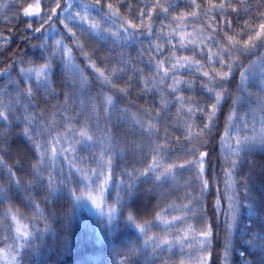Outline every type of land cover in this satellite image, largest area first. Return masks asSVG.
I'll use <instances>...</instances> for the list:
<instances>
[{
  "label": "trees",
  "instance_id": "obj_1",
  "mask_svg": "<svg viewBox=\"0 0 264 264\" xmlns=\"http://www.w3.org/2000/svg\"><path fill=\"white\" fill-rule=\"evenodd\" d=\"M221 2L231 7L223 11L209 7ZM68 3L72 7L61 13L63 23L53 19L51 27L46 23L45 30L33 32L27 24L39 27V19L22 15L23 0H0V110L12 109L8 120L0 119V233L2 238L9 234L6 209L39 225L21 250L19 264H187L180 249L172 251L162 245L154 250L152 243L146 244L147 237L127 221L129 213L137 216L138 223H154L156 213L182 218L173 227L184 232L190 225L194 229L191 236L202 241L205 238L198 233L208 225L207 264H261L264 146L236 153L235 140L259 138L264 127V112L260 110L264 107V48L245 54L232 52L227 93L212 116L213 126L199 138L188 137L190 132H201L215 102L204 87L212 85L195 65L199 61L205 65L203 70H210L207 51L201 49L220 51L209 38L221 29L232 35L228 21L237 33L245 25H258L264 0H240L239 4L236 0H161L169 8L167 13L150 11L155 0H102L103 4L112 3L124 19L149 12L151 19H144L151 30L129 32L122 30L123 21L116 16H103L108 9L96 7L95 0ZM43 8L44 0H40ZM85 9L87 22L72 19L77 13L83 16ZM193 11L198 16L188 15L186 22L174 19ZM92 22L103 31L90 29ZM108 29L119 36L111 35ZM181 35L187 47H180ZM236 38L243 42L246 37L241 34ZM58 40L71 49V58L57 50ZM189 40L196 43L189 44ZM180 57L189 58L193 65L179 70L176 78L188 83H181L173 92L169 87L173 81L162 79L157 65L164 60V67H168ZM45 60L52 64L47 87L38 86L30 74L19 71ZM213 67L227 70L219 64ZM96 68L123 71L110 77V85L99 77ZM246 69L249 79L241 88L240 73ZM29 85L31 96L24 94ZM249 94L256 103L249 102ZM109 95L112 106L104 103ZM237 97L241 102L234 105ZM233 109L239 119H229ZM29 114L31 123L25 120ZM85 123L95 139L76 144L81 138L69 130L80 129ZM26 127L35 130L32 140L21 135ZM53 137H59L58 142ZM35 144L41 147L37 149ZM68 147L73 150H63ZM64 158L73 159L84 169L96 167L99 173L109 174V200L118 193L119 214L113 223L86 212L76 214L70 191L75 188L81 192L84 180L73 167L67 171ZM41 159L43 162L35 167ZM154 159L163 166L183 167H174L161 180L155 178L161 168L141 175ZM233 160L238 163L231 169ZM10 174L21 181L20 187L10 183ZM230 197L239 207L237 222L231 228ZM148 236H152L150 231Z\"/></svg>",
  "mask_w": 264,
  "mask_h": 264
},
{
  "label": "snow or ice",
  "instance_id": "obj_2",
  "mask_svg": "<svg viewBox=\"0 0 264 264\" xmlns=\"http://www.w3.org/2000/svg\"><path fill=\"white\" fill-rule=\"evenodd\" d=\"M236 3L239 4L240 0H236ZM26 5V6H25ZM95 6L96 7H101L104 8L106 7L108 9V11L103 12L102 15L103 16H107V17H111V16H116L118 19L122 20V30L124 32H129L130 29L132 30H136L139 31L141 28L150 31L151 30V24L150 23H145V17H147L149 20L151 19L149 12H144L141 11L136 17H134L133 19H124L123 16L121 15V13L119 12L118 9L114 8L112 3H106L103 4L102 0H95ZM72 7L71 4L68 3V0H44V8L40 9V0H35V3H28V0H23V4L21 5V13L23 16L25 17H37L39 19V27H35L33 28L32 23H28L27 24V28L31 29L33 32H41L44 29V25L46 23L49 24V27H51V24L49 23L50 21H52L53 19H55L57 22L63 23V21L60 20V15L63 11H65L66 9ZM210 8L215 9V8H219L221 9V11H223L225 8H229L231 7V4L227 3V2H221L218 5L217 4H211L209 5ZM163 11L165 13H167L169 11L168 7H165L162 3L161 0H155V4L150 6V11L151 12H156L157 10ZM232 11H237L236 8H232ZM188 15H191V17L195 18L198 16V13L196 11L191 12L190 14H184L181 16H177L176 18H174L175 20L179 21H187V17ZM79 18L81 20L82 23H85L89 20V17L87 15V9H85V14L82 16L80 13H77L76 16L72 17V19H77ZM134 20L138 21V23L134 22ZM89 28L92 30H100L103 31V29L100 28V25L96 22H92L89 25ZM185 26L186 23H185ZM64 27L67 29L68 25L64 24ZM210 27V26H209ZM227 28L230 29L232 31V35H229L228 32L224 29H221L219 33H217L215 36L210 37L209 39L212 41V43H214L219 49L220 51L217 53H213L211 52L210 49H201V51H207V67L210 70H203L205 68V65L200 64L199 61H195V65L197 67L198 70H201L202 75L204 77L208 78V82L209 84H211V87H208L206 85H204V87H206V90L212 94V96L214 97L215 102L211 105V111L209 112L208 116H209V120L208 122H206L203 126V129H201V132H196V133H192L190 132L189 134V139L192 138L193 135H195L197 138H199V136L201 135V133L204 130H210L211 127L213 126L211 123V119L212 116L215 115V112L219 110V105L221 104V101L223 100V97L225 95V93H227V85H226V81H228L231 77V72H232V68H231V63L233 62L232 59V52H239L240 54H245L247 52H251L253 49L257 48V47H262L264 48V13H261V22L256 25V26H250V25H245L242 29H241V33H237L235 32L234 29H231V22L228 21L227 22ZM69 31H71L69 29ZM107 31H109V33L111 35H116L119 36V33H112L111 29H108ZM174 32L176 31L175 29L173 30ZM134 34V33H133ZM179 34V33H178ZM241 34H244V36L246 37L243 42H241L240 39H237L236 37L240 36ZM73 36H75V33H72ZM6 42V41H5ZM196 41L195 40H189V44H195ZM57 50L60 51L61 53L67 52L69 58H71V49H67L62 41H57ZM79 47H83V45L78 44ZM180 47L184 48L187 47V45L184 43V37L181 35V40H180ZM157 51H162L159 47H157L156 49ZM225 55L228 56V59L225 60ZM164 60L160 61V64L157 65L158 68V72L162 74V79L164 77H168L170 78L173 83L171 85H169V87H171L173 92L177 91V86L180 85L181 83H188L186 81H181L179 79L176 78L177 73L179 72V70L181 68H190L193 65V61L190 60L187 57H180V58H176V62L175 63H170L168 65V67H164ZM214 64H219L220 67L222 69L226 68V71H217L213 65ZM96 72L99 74V77L103 79V81L105 83H108L110 85L113 84L112 79H110L111 76H114L116 74L117 71H123V69H107V70H102L100 68H96L95 69ZM21 74H25L28 75L30 74L29 78L33 79L36 84L38 86H48V80H49V76L51 75L52 72V64L50 63V61L45 60L42 63H38V64H33L30 67L24 68L21 67L19 69ZM106 71L108 73V75H106ZM241 76V88L244 85V82L247 81L249 79V70L246 69L244 72L240 73ZM119 91H124L123 89H120ZM246 91V89H245ZM261 91H264V89H261ZM27 96H31L32 95V91H31V86L29 85L27 88V91L24 93ZM178 99H182V98H178ZM241 102V98L237 97L234 101L233 104H237ZM249 102L250 103H256V100H253L251 98V94H249ZM104 103L112 106L113 105V98L112 96H105L104 97ZM0 108H2V106H0ZM262 112H264V107H261L260 109ZM189 112H192V109L188 110ZM197 111H202V109H197ZM9 115H12V109L11 108H3L2 110H0V119L3 120H8ZM229 119H239V117L236 115L235 113V109H233L232 111H230L229 113ZM25 120H27L29 123H31L32 120V116L26 115L25 116ZM137 123H139V120L136 121ZM151 127V126H150ZM231 127V126H230ZM34 129H30V128H24L21 132V135L27 137L29 140L33 139L32 133L34 132ZM75 133V135H78L81 139L77 140L75 143L76 144H80L82 141H86V142H91L95 139L94 135L91 133L90 129L88 128L87 123H85L80 129H76V130H69V132H73ZM59 137H53V141L54 142H58ZM235 145H236V149L235 152L238 153L240 151H243L245 149H252L254 147H256L257 145L260 146H264V127H262L261 130V134L259 135V138H257L256 136H245L242 139H236L235 140ZM37 149H39L41 146L38 144L34 145ZM231 147V145L229 146ZM64 151H72L73 148L72 147H68L63 149ZM52 154L55 155L56 154V149L53 146L52 149ZM154 151H156L154 149ZM22 154H23V149H22ZM41 157H43L44 153H40ZM204 155H207L206 153ZM43 160L41 159L40 161H38L37 165L35 167H39V164L42 163ZM238 161L237 160H233L231 162L230 168L234 169L237 165ZM174 167H183L182 165L177 166V165H169V166H163L160 164V162L156 159H154L151 163L148 164L147 166V170L144 171L143 173H141V175H145L147 176L150 172L154 171L156 168H161L162 171L160 174L156 175V179L157 180H161L163 178H165L166 176H168L172 169ZM93 174L94 175H102L103 173H96L93 170ZM229 175H231V173H229ZM34 179H43V177H34ZM10 183H15L17 185V187L21 186V181L19 179H15L14 178V174H10ZM51 177H49V184H51ZM206 183V182H205ZM28 187H30L29 185H25V188L27 189ZM54 191V189H53ZM100 191L101 193L104 191V186L100 185ZM52 192H49V195H51ZM89 198L93 199V202L95 203L96 200L95 198L91 197V195L89 196ZM77 199H80V197H77ZM232 201L231 204V224H229V228H231L234 224H236L237 222V213L239 211V207L238 204L236 202V200L233 197L229 198ZM97 206L99 207V204H97ZM187 207V206H185ZM109 215L111 216V212L109 213ZM11 216V220L15 221V236L12 237L11 235H9L8 237H4L3 239L5 241H7V239L11 238L13 243L12 245H8L9 248V253L5 254V258H7V256L9 254H11L13 252V250L18 251L22 250L25 246V242L27 241V239L29 237H31L32 233L28 230V227L26 225H23L19 222L18 218L16 215L12 214V210L9 209V213L5 215V219L7 220L8 217ZM154 220H160L162 219L161 215L156 213L153 216ZM177 220H182V218L179 217H174L173 221H163L166 224H170L173 223ZM127 221L136 229H138V231L140 233H143L144 236L147 237V239L145 240V243H152L153 244V249L155 250V248L157 247H161L163 244H170L171 242L168 241L166 238L163 240H160L159 237H153V236H148V232H149V225L153 223V221H149V220H144L143 223H138L137 222V216L133 213H129L127 215ZM13 228L12 224L8 225V231L9 233H11ZM192 232H194V229L188 225L186 226V230L181 234V235H177L176 237H174L175 240H184L188 237L189 234H191ZM200 236H203L205 239L203 241H200L201 244L206 243L207 238L211 235L210 232V228L208 225H204L199 233ZM195 239V237H193ZM261 239H264V236L261 237ZM247 243L252 244L254 243V241H248ZM189 246H191V242H189ZM204 251H206V249H202ZM12 262H16V255L13 254L11 256ZM197 260L199 262V264H203V258L202 257H197ZM261 264H264V260L261 261Z\"/></svg>",
  "mask_w": 264,
  "mask_h": 264
},
{
  "label": "rangeland",
  "instance_id": "obj_3",
  "mask_svg": "<svg viewBox=\"0 0 264 264\" xmlns=\"http://www.w3.org/2000/svg\"><path fill=\"white\" fill-rule=\"evenodd\" d=\"M55 157H58V155ZM64 160L67 167V171L69 170L70 167H73L81 174L84 180V183L82 184L83 187L81 192H77L75 188H72L70 191L72 197L74 198L76 214L80 216L83 212H86L91 216L101 217L113 223L119 214V209L116 205L117 200H115V197H118V193H116L115 196L109 200V189H110L109 174L105 173L102 175L101 178L100 175L93 174V170L98 174L100 172L97 170L96 167H94L91 170L84 169L82 166L77 165L76 162H74V160L71 158L69 160L64 158ZM100 185L104 186V191L102 193L100 191ZM90 195L91 197L95 198L96 200L95 203L93 202V199L89 198ZM77 197H80V199H77ZM97 204H99V207L97 206ZM110 212H111V216L109 215ZM8 213H9V209H6L5 214ZM12 214L16 215V213L13 211ZM161 217L162 219L155 220V222L152 223L156 225L155 227H152V224H150L148 227L153 237H159L160 240L166 238L168 241L171 242L170 244H163L162 247L172 251H174V249H180L181 252H184L185 254L187 264H199L197 257H202L203 264H207L205 256L209 254L208 253L205 254L204 250H202L205 249V243L201 244L200 241L202 240L197 238L194 239L191 236V234H189L188 237L184 240H175L174 237H176L177 235H181L183 232H179V230H177L176 227L175 228L173 227V224L176 221L170 224H166L163 222L165 220L173 221V218L168 217L167 213L161 214ZM17 218L21 224L26 225L28 227V230L32 233V235L27 240L31 239L39 229L38 223L27 222L19 216H17ZM6 221L5 223L7 224ZM8 223L13 225L12 232L7 235H4L3 238L8 237L9 235H11L12 237L15 236L16 222L11 220V216H9ZM0 224H2L1 221ZM3 238L0 233V264H14V262H12L11 259V256L13 254H15L17 257L15 264H19L21 250L18 251V254L16 250H13V252L9 254L7 258H5V254L9 253L8 245H12L13 241L11 238L7 239V241H5ZM189 242H191V246H189Z\"/></svg>",
  "mask_w": 264,
  "mask_h": 264
}]
</instances>
